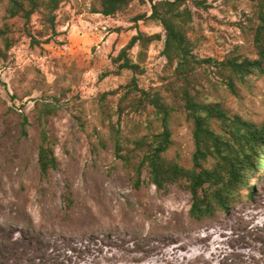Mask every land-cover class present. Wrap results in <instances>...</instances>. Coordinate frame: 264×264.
I'll return each instance as SVG.
<instances>
[{"label": "rangeland", "instance_id": "obj_1", "mask_svg": "<svg viewBox=\"0 0 264 264\" xmlns=\"http://www.w3.org/2000/svg\"><path fill=\"white\" fill-rule=\"evenodd\" d=\"M94 1L68 0L57 13L59 37L34 47L23 34L0 64V264L49 258L50 264H264V169L254 179L256 203H239L230 220L203 226L189 218L188 193L174 188L165 195L152 185L135 190L113 147L100 154L93 147V130H101L96 98L126 84L131 74L101 76L114 70L112 59L138 30L162 35L137 75L140 85L160 87L167 76L163 29L134 21L150 14L151 4L105 17L92 13ZM190 6L198 12L191 37L202 56L223 58L236 46L250 50L233 25L250 12L247 0H208V11ZM2 16L0 8V24ZM33 25L36 35L42 30L38 16ZM138 51H132L134 59ZM109 98L116 108L118 97ZM43 103L60 110L52 121L60 167L50 181L39 175L34 133L21 134L24 118ZM226 106L263 124L264 79L240 98L227 96ZM193 152L190 125L181 120L167 157L190 167ZM65 182L75 198L67 220L61 217Z\"/></svg>", "mask_w": 264, "mask_h": 264}, {"label": "trees", "instance_id": "obj_2", "mask_svg": "<svg viewBox=\"0 0 264 264\" xmlns=\"http://www.w3.org/2000/svg\"><path fill=\"white\" fill-rule=\"evenodd\" d=\"M67 1L0 0V64L9 60L23 34L34 47L59 37L57 13ZM146 1L151 4L150 14H137L134 21L163 29L167 76L160 87L140 85L137 75L143 73L151 45L161 41L162 35L138 30L112 59L114 70L101 76L131 74L126 84L96 98L101 130H93V147L99 154L113 147L126 180L135 190L152 185L165 195L174 188L188 193L189 218L194 224L207 226L230 220L237 204L256 203L254 179L264 169V123L246 120L226 106L227 96L240 98L244 90L264 79V0H247L250 12H244L242 20L233 24L250 42V50L244 52V46H236L223 58L202 56L198 41L191 37L198 12H193L190 4L208 11V0H95L91 11L115 17ZM238 1L229 0L232 5ZM36 16L42 30L35 35ZM136 47L139 51L134 59ZM109 97H118L116 108ZM57 107L40 104L32 117L21 123L23 137L31 133L36 137L37 168L40 177L48 181L60 167L56 155L59 139L52 126L59 115ZM181 120L190 125L193 137L190 167L167 157L173 146V128ZM61 198V217L67 220L75 205L69 182L64 183ZM52 259L42 258L46 262L39 264H50ZM30 264L38 263L31 260Z\"/></svg>", "mask_w": 264, "mask_h": 264}]
</instances>
